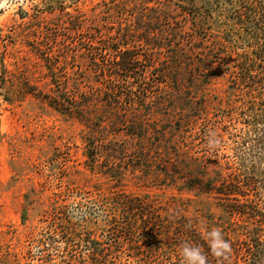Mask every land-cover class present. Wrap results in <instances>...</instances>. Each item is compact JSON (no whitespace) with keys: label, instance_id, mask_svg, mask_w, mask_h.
<instances>
[{"label":"rangeland","instance_id":"rangeland-1","mask_svg":"<svg viewBox=\"0 0 264 264\" xmlns=\"http://www.w3.org/2000/svg\"><path fill=\"white\" fill-rule=\"evenodd\" d=\"M175 31L181 47L168 46ZM108 44L135 46L128 79L139 109L163 122L190 115L184 149L242 192L227 199L89 165L86 121L50 101L61 88L98 94L107 76L92 53ZM242 202L254 216L227 209ZM150 205L162 217L151 226ZM260 218L264 0H0V264H183L182 242L207 253L204 227L231 242L223 264H264ZM209 264L221 262L209 254Z\"/></svg>","mask_w":264,"mask_h":264},{"label":"trees","instance_id":"trees-1","mask_svg":"<svg viewBox=\"0 0 264 264\" xmlns=\"http://www.w3.org/2000/svg\"><path fill=\"white\" fill-rule=\"evenodd\" d=\"M167 12L165 13L168 16H172L171 11ZM159 18L158 15L151 20L159 23ZM154 32L155 29L150 30L151 35L155 34ZM179 36H181L179 31L171 32L169 37L165 36L168 46L181 47ZM146 41L149 44L148 39ZM107 46L113 48L116 53L108 52ZM107 46L92 53L93 58L100 54L101 62L96 60L95 64L100 66L101 74L107 76H104L102 81L104 85L98 94L83 91L76 95L66 88H59L57 95L50 101L62 112L76 115L86 121L90 129L89 135L86 136L85 150L89 165L105 167L107 170L104 169L105 172L109 171L111 177L122 178L130 170L134 176L159 184H176L184 180L189 187H195L202 192L214 191L227 199L235 192H242L238 191L240 187L236 183L222 175L221 170L210 169L207 161L190 155L184 149L189 143L184 131L192 128L190 115L188 119L183 120L184 112L177 111L174 114L170 113L168 121L163 122L154 117L153 113H144L139 109L135 97L139 92L133 89L128 79L132 76L133 59H137L134 53L135 46L125 49L110 44ZM89 47L97 48L93 44ZM198 66L199 64L194 67L198 69ZM147 89L145 86L143 92L146 93ZM93 113H96L97 117ZM183 121H187L186 126L189 128L181 126ZM235 200L239 201L236 197ZM126 203L128 208L141 210L142 220L146 223L148 218L145 217V211L129 200H126ZM227 209L241 215H255L250 210L251 204L247 202L228 204ZM150 217L154 218L150 221V226L151 222L155 224L162 218L159 210L152 205ZM257 221L264 223V219L261 218ZM185 224L189 223H181V226L186 227ZM147 225L149 226L148 223ZM186 229L188 231L184 235L185 238L197 244L200 241L197 233L192 232L194 231L192 227Z\"/></svg>","mask_w":264,"mask_h":264},{"label":"clouds","instance_id":"clouds-1","mask_svg":"<svg viewBox=\"0 0 264 264\" xmlns=\"http://www.w3.org/2000/svg\"><path fill=\"white\" fill-rule=\"evenodd\" d=\"M218 141L210 139L208 141L209 148H215ZM202 237L207 243V253L200 245H194L190 242H182L178 248V253L182 258L183 264H209V254L217 258L223 264L229 260L232 253L231 242L225 238L224 233L218 227L201 229Z\"/></svg>","mask_w":264,"mask_h":264}]
</instances>
